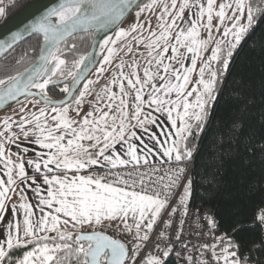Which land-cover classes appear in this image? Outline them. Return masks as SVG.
Instances as JSON below:
<instances>
[{
	"label": "snow or ice",
	"instance_id": "snow-or-ice-1",
	"mask_svg": "<svg viewBox=\"0 0 264 264\" xmlns=\"http://www.w3.org/2000/svg\"><path fill=\"white\" fill-rule=\"evenodd\" d=\"M261 2L264 4V0ZM132 3L133 0H60L56 7L25 24L23 31L13 32L8 40L0 41V52H4L11 49L24 33L33 32L42 34L47 45L46 48L41 47L36 57L38 64L34 61L23 72L0 79V86H3L0 100H15L20 94H38L45 105H54L50 113L46 107L39 108L38 113L30 114L31 119L22 115L18 124L10 122V117L3 120L6 132L11 133L16 124L25 140L29 136L35 137L32 142L48 152L46 158L45 154L37 153V159L27 160L47 185L46 195H41L37 176L27 175L25 164L13 161L7 154L5 141L16 143V134L0 132V137H4L0 140V162H3L6 176V179L0 178V220L4 219L7 211L6 202L11 200L8 194L15 192L18 181L24 184L30 180L36 185L34 191L38 204L35 207L41 213L39 218L33 219L34 207L23 194L18 206L12 204V213L18 215L22 211L23 221L13 224L9 220L6 232L0 233V264L10 259V250L25 245L34 247L25 251L14 264H69L70 261L71 264H128L129 259L136 261L140 242L150 239L149 233L157 220L164 219L162 213L170 216L179 210L170 200L174 189L177 190V203L187 213L191 181L182 184V191L178 190L185 172L179 164L192 156L185 141L194 127L202 128L206 106L216 98L214 92L218 78L227 71L234 50L258 23L256 14L262 9L255 8L250 0H148L147 3L136 4L135 22L127 28L117 25L114 37L106 35L99 42L101 52L106 54L96 68V80L83 76L92 63L90 53L78 54L69 66L63 53L65 50L75 52L76 45L73 43L61 48L65 37L80 28L98 30L116 24ZM156 9H159V14L156 16L157 30H154L147 17L143 22L140 17L142 13ZM4 12L5 9L0 8V15ZM145 24L148 25L147 37L132 35L142 33ZM130 35L137 45L144 44L147 49L143 74H140L141 65L136 61L128 65V72L124 71L123 62L116 65L112 78L95 93L89 101L90 110L81 116V106L87 96L93 95V86L105 73L104 66L114 62L117 42ZM217 36L221 38L217 39ZM128 51H132L131 45ZM23 58L16 60V64H20ZM57 78H71L72 83L71 86L65 83L61 89L66 94L65 100L53 102L46 87ZM79 83H83V87L76 95L72 87ZM114 86L119 92L113 90ZM69 96L73 97L70 101L67 99ZM145 108L149 111L145 112ZM20 111L23 113L25 108L21 107ZM153 111L166 115L170 129L166 130L157 123L158 117L152 115ZM70 112H75L77 118H73ZM26 125L30 127L26 128ZM146 125L160 127L159 135L171 138V144L165 146L167 139L161 141L155 133L150 136L155 144L161 146L162 155L177 163L175 169H169L155 181L159 187L151 192L143 187L137 190V183L145 184V174H140L138 180L132 179L129 186V181L123 179L119 172L110 173L116 177L115 184L123 187L114 186V182L107 181L105 177L80 174L81 170L100 164L101 160L111 169L130 163L140 165L141 161L147 165V155L152 149L145 144L147 152L140 154L138 145L130 142L133 138L141 140L133 129L147 132ZM117 144L122 149L126 146L123 156L127 158L116 151ZM57 170L62 174H57ZM69 170L74 171L71 177L67 175ZM158 171L154 168L147 175ZM206 219L207 224L215 229L216 221L211 216ZM105 220H119L129 233L134 229L131 249L102 231H84L85 226L100 225ZM257 220L264 225V212L258 215ZM61 224L65 228H61ZM69 224L73 229L79 226L75 235L67 230ZM159 234L164 236L163 231ZM226 239L216 238L217 243L224 245L219 253L216 252L217 243L203 247L211 249L216 264L221 261L223 264H241L237 251L233 250L238 245L231 239L225 243ZM168 255L167 250L163 252V256ZM146 264H161V259L149 256Z\"/></svg>",
	"mask_w": 264,
	"mask_h": 264
},
{
	"label": "trees",
	"instance_id": "trees-1",
	"mask_svg": "<svg viewBox=\"0 0 264 264\" xmlns=\"http://www.w3.org/2000/svg\"><path fill=\"white\" fill-rule=\"evenodd\" d=\"M27 1L4 3L0 21ZM257 21L218 78L216 98L199 138L188 136L185 141L191 151L196 150L189 203L216 218L219 231L238 245L233 250L241 264H264V236L256 219L257 210L264 208V8ZM91 37L92 33L76 34L60 45H76L75 52L63 53L69 66L75 56L86 53ZM40 41L32 35L1 57L0 79L31 64ZM21 57V63L16 64ZM64 85L46 89L48 96L62 97ZM31 247L34 245L10 250V259L4 264H14ZM162 264H175L171 253Z\"/></svg>",
	"mask_w": 264,
	"mask_h": 264
},
{
	"label": "built area",
	"instance_id": "built-area-1",
	"mask_svg": "<svg viewBox=\"0 0 264 264\" xmlns=\"http://www.w3.org/2000/svg\"><path fill=\"white\" fill-rule=\"evenodd\" d=\"M193 159L194 157L191 156L179 164L180 167L185 168V172L181 179V186L178 189L179 191H182L183 183L192 180L194 169ZM176 167L177 163L126 165L119 166L116 169H97L91 171L88 175L105 177L107 181L114 182V186L123 187L124 185L115 184L116 177L110 173L119 172L123 179L129 181V186L131 185L132 179L135 178L138 180L140 174H145V184L141 186L137 183L136 188L140 190L141 187H143L145 191L151 192L154 188L159 187V185L155 183L159 176L164 175L169 169H175ZM154 168L159 169V171L151 176L147 175V173H151ZM129 190H131L130 187ZM176 191L177 190L174 189L170 200L179 210L170 216L168 213H162L164 219H159L156 225H154L153 230L149 234L150 239L148 241L140 242V246L137 248L136 261L133 262L129 259L128 264H146L147 258L153 255L158 256L162 264L168 257L163 256V252L166 250L174 257L175 264H215L211 249H205L203 245L217 243L216 238L222 237L216 218L212 214L199 209L189 202L187 203L188 211L184 213L183 207L177 203L178 196L175 195ZM168 211L170 212L171 209ZM261 212H264V208L257 210L256 219ZM208 216H211L216 221L215 229H212L207 224L206 217ZM165 220L168 222L165 223ZM261 226L264 236V225ZM92 230H100L113 238L122 239L129 249L133 246V238L122 234L115 226L100 224L92 226L91 228H84V231ZM77 231H79V229ZM161 231L164 232L163 237L159 234ZM177 236H179V239H177ZM157 245H159V247H157ZM189 257H191V260L188 259Z\"/></svg>",
	"mask_w": 264,
	"mask_h": 264
},
{
	"label": "crops",
	"instance_id": "crops-1",
	"mask_svg": "<svg viewBox=\"0 0 264 264\" xmlns=\"http://www.w3.org/2000/svg\"><path fill=\"white\" fill-rule=\"evenodd\" d=\"M7 1H5L4 3H6ZM102 87L98 85H94L93 86V95L91 96H87L85 98V101L83 103V105L81 106V116L88 110H90V106H89V101H91L95 95L96 92H99L100 89ZM113 90L116 92H119L118 87H113ZM44 105V104H43ZM25 108V111L22 113L20 111L21 108H19V110H17L16 112L10 113L5 115L7 117H10L12 121H15L16 124L19 123L20 121V117L23 115L25 116L26 113L30 112V111H35L36 113H38L39 108H42L43 106H39V105H34L30 108L23 106ZM48 111L50 113V109L48 108ZM149 109L145 108V112H148ZM70 115L73 118H77L75 112H70ZM152 115L155 117H158V121L157 123L159 125H161L162 127H164L166 130L170 129V124L167 121V117L164 114L161 113H156V112H152ZM49 124H51V120L49 119L48 121ZM134 123V122H133ZM16 124L13 125L12 129H11V133H15L16 134V143L13 144H8L5 141V147L8 150L7 154L11 155V159L13 161H16L17 163L19 162H23L25 164V170L27 175L29 176H37V183L40 184L41 187V195H46V190H47V185H44L42 182V178L41 175H38L35 173V170L33 167L29 166L27 164V160L28 159H37V153H41V154H45L44 158H46V154L48 152L47 149L42 148L39 144L33 143L32 141L35 139V137L33 136H29V138L27 140L24 139L23 135L20 132V129L16 126ZM30 127L29 125H26V128ZM146 128H148V131L145 132L143 129L140 128H134L133 131H135L137 133V136H139L141 138V140L143 141V143H141V140H137L135 138H133L130 142L135 143L138 145V152L140 154H144L147 152V149L144 147V145L146 144L148 146V148L152 149L151 153H148L147 155V159H148V164H154V163H176L175 160H168L167 157H164L162 155V148L160 145L155 144V141H153L152 139H150V136L155 133L158 135V138L161 141H165L167 139V144L165 146H168L171 144V138H166L165 136L159 135L160 133V127H157L156 125H146ZM0 132H5L6 135H9L11 133L6 132V130L3 127V130H0ZM4 137H0V140H3ZM19 145V147L17 146ZM116 151L119 152L123 158H127L123 156V152L126 151V146L122 149L121 146L119 144H117L115 146ZM24 149H27V151L25 152ZM196 152V150L192 151V156L194 155V153ZM144 164L143 161H141L140 165ZM128 165H133V164H128ZM126 166V165H125ZM50 167H54L51 166ZM119 167V166H117ZM106 168H110V166L106 165L103 160H101V163L98 165H93L90 166L89 169H83L81 170L80 174L82 175H88L91 171L97 170V169H106ZM4 165L3 162H0V178H4L6 179V176L4 175ZM42 173H43V169H42ZM57 174H62L59 172V170H57ZM74 174L73 170H69L67 175L69 177H71ZM36 185L32 184V182L29 180L24 184H20L18 181L17 187L15 192H9V196L11 197V200L6 202L7 203V211L4 214V219L0 220V233H4L7 230V224L8 221L11 220L13 222V224H15L17 221H20L22 223L23 221V213L22 211L18 214V215H14L11 211L12 208V204L15 203L17 206L20 203V195L23 194L27 201L29 203H31L34 207L35 210V216L33 217V219H37L39 218V216L41 215V213L39 212L38 209H36V205L38 204V198L35 194V189ZM23 190V191H21ZM45 211H48V209L45 207ZM61 228H64V225L61 224ZM67 230L71 231V229ZM52 233H49L48 235H51ZM222 237H224V235L222 234ZM223 244H217V248H216V252L219 253L221 248L223 247ZM214 259V258H213ZM214 263L215 259H214ZM220 264H223V262L221 261Z\"/></svg>",
	"mask_w": 264,
	"mask_h": 264
},
{
	"label": "water",
	"instance_id": "water-1",
	"mask_svg": "<svg viewBox=\"0 0 264 264\" xmlns=\"http://www.w3.org/2000/svg\"><path fill=\"white\" fill-rule=\"evenodd\" d=\"M143 0H133L132 6L125 12V15L121 18L120 21H117L116 24L108 25L104 28L98 29V30H88L85 31L83 28L77 29L75 32L72 33L70 36H66L65 40L70 38L73 35L81 34V33H92L91 41L89 44V48L86 51V53H90V60L92 63L88 65V70L83 73V76L87 77L94 71L96 66L98 65L99 61L101 60L104 53L101 52L99 47V42L107 35V36H113L114 32L117 30V25L120 27L126 19L137 9L136 4H141ZM60 3V0H28L25 4H23L20 8H18L13 13L6 16L2 21H0V41L8 40L10 38L11 33L17 32V31H23V26L30 21H34L37 19L40 15H42L46 10L56 7ZM32 35H37L41 38L40 45L37 51L36 57L40 54L41 47H47V45L43 41L42 34L40 33H33V32H27L22 35V38L17 41L14 45L16 46L21 41H24L28 37ZM64 41L61 42V44ZM12 47V48H13ZM11 48V49H12ZM10 49H6L4 52H0V58L3 57ZM35 59L31 62V64L35 61L37 64L39 63ZM29 66V65H28ZM27 66V67H28ZM26 68V67H25ZM24 69H22L19 72H23ZM16 74L12 75L15 76ZM26 78V77H24ZM7 79V78H6ZM23 79V78H22ZM69 84L71 86V78H68L67 80H64L62 78H57L54 83L49 84L46 89L51 87H57L63 84ZM83 83L76 84L74 87H72V92L74 94H77L78 89H80L81 85ZM3 90V86H0V91ZM34 93H38V90L32 89L31 90ZM33 98L40 103L44 104V102L40 99V96L37 94L35 96L32 95H25L20 94L16 97L15 100L7 99V100H0V114L11 107L23 102L26 99ZM66 94H64L60 98H50L53 102L55 101H61L65 100ZM73 97L69 96L67 99L70 101ZM45 105V104H44ZM50 106V105H49ZM54 106V105H51ZM196 153V152H195ZM194 153V155H195ZM193 155V157H194ZM94 231V230H92ZM92 231H85V232H92ZM100 231V230H98ZM104 233V232H103ZM107 235L106 233H104ZM113 238V237H112ZM113 239H119L122 243L126 245V243L120 239V238H113ZM127 247V245H126Z\"/></svg>",
	"mask_w": 264,
	"mask_h": 264
},
{
	"label": "rangeland",
	"instance_id": "rangeland-1",
	"mask_svg": "<svg viewBox=\"0 0 264 264\" xmlns=\"http://www.w3.org/2000/svg\"><path fill=\"white\" fill-rule=\"evenodd\" d=\"M5 1H8V0H0V8H4L5 9V4H4ZM168 2H170V0H168ZM250 2L253 4V6L255 8L263 10L264 4H262L261 0H250ZM136 11H137V9L126 19V21L120 27L127 28L130 23L135 22L134 16H135V12ZM261 12L262 11H260V12H258L256 14L257 20H258L259 15L261 14ZM158 14H159V9H156V10L151 11V12L150 11H146V12L141 14L140 21L143 22L145 20V18L147 17L151 21L152 28L154 30H157V19H156V16ZM147 28H148V25L145 24V28H144L142 33H133L132 35H141L142 34L144 37H147L148 36ZM132 35H130L125 40L117 42L118 52H117V55L114 58V62L111 65H105L104 66L105 67V73L100 75L99 81H98V83L96 85L99 84V86L103 87L104 84L108 83V81L112 78V75H113L114 71H116V65H118L121 62H123L125 64L124 71L128 72L129 71L128 65H130L133 61H136L139 65H141L140 74L141 75L143 74L142 73V67H143V65L145 64V61H146L147 49L145 48L144 44L137 45L135 43V41L132 40ZM214 35H215V33H214ZM216 38L219 39L221 37L217 36ZM145 43H146V41H145ZM129 45H131V47H132V51L131 52L128 51V46ZM104 54H106V53H104ZM168 54H170V52ZM102 59H103V56H102L101 60ZM165 62H167V61H165ZM186 63H190V61H186ZM99 66H100V64L98 63L96 68L99 67ZM96 68L88 76V79L96 80V78H97ZM217 83H218V80H217ZM82 87H83V84L81 85V88ZM216 87H217V84H216ZM215 92H216V89H215ZM215 92H214V95H215ZM36 101L37 100H35L33 98H29V99H26L23 102L15 105V106L11 107L10 109L2 112L0 114V130H3V127H4L3 126V120L6 117L5 115L13 113V112H16L17 110H19V108H21L23 106H26V107L30 108V107H32L34 105H39V106H43V107L51 109V106L43 105L40 102L36 103ZM212 102H213V100L209 101L208 105L206 106V117H205V120L203 122L202 128L197 129V128L194 127L193 130H192V134L190 135L191 137H195L196 139L199 138L201 132L203 131V129H204V127H205V125H206V123H207V121L209 119V113H210V108H211ZM34 112L35 111H30V112L26 113L25 117L28 118V119H31L30 114L34 113ZM189 199H190V196L188 198V202H189ZM101 224H108V225L115 226V227L118 228V230L122 234L127 235V236L132 237V238L134 236V229H133V233L127 232L126 230L123 229V225L120 223L119 220H116V221H107V220H105V221H102ZM92 226H96V225L93 224ZM92 226H85V227L91 228ZM66 227L68 229H71V231L73 232V235H75L76 231L79 229V226H77L76 229H73L71 224L67 225ZM64 228H65V226H64ZM51 235H55V233H52Z\"/></svg>",
	"mask_w": 264,
	"mask_h": 264
},
{
	"label": "bare ground",
	"instance_id": "bare-ground-1",
	"mask_svg": "<svg viewBox=\"0 0 264 264\" xmlns=\"http://www.w3.org/2000/svg\"><path fill=\"white\" fill-rule=\"evenodd\" d=\"M216 262V261H215Z\"/></svg>",
	"mask_w": 264,
	"mask_h": 264
}]
</instances>
